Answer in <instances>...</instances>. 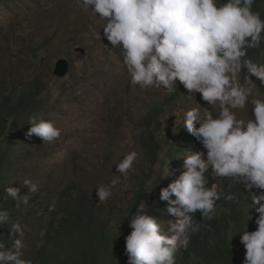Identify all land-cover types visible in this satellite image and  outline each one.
<instances>
[{"label":"clouds","instance_id":"9594fccd","mask_svg":"<svg viewBox=\"0 0 264 264\" xmlns=\"http://www.w3.org/2000/svg\"><path fill=\"white\" fill-rule=\"evenodd\" d=\"M75 3L103 22L99 29L109 42L105 46L119 51L131 86L168 94L182 86L187 98L197 101L199 94L205 108L211 109L203 113L199 107L173 110L176 119L180 112L182 128L201 147L184 152L183 170L159 191V201L166 202V213L173 217L166 227L148 211L144 199L127 218L126 264H176L177 255L189 248L192 236L209 228L205 222L216 216L218 202L239 206L241 193L250 194L252 201L247 203L246 228L239 232L242 264H264V98L253 93V87H258L254 79L264 86V62L248 57L250 49L264 44V16L254 9L256 0ZM238 111H245L248 118H238ZM28 123L26 136H36L43 144H53L61 137V129L51 120L30 116ZM138 160L137 151L128 152L114 164L116 172L127 177ZM209 178L229 181L227 190L219 183L209 186ZM118 183L112 179L95 189L99 204L113 197ZM22 185L29 193L39 191L30 178ZM234 185L239 186L237 191H233ZM4 191L17 206L28 203V195L21 197L19 188L8 186ZM198 211L200 220L195 219ZM8 220L9 213L0 210V224ZM249 220L255 225L253 230L247 227ZM14 234L18 238L11 248L5 249L0 242V264H32L22 258L24 243L19 237L24 230L19 222L11 224L10 236ZM229 236L232 241L231 232Z\"/></svg>","mask_w":264,"mask_h":264},{"label":"trees","instance_id":"16d2710c","mask_svg":"<svg viewBox=\"0 0 264 264\" xmlns=\"http://www.w3.org/2000/svg\"><path fill=\"white\" fill-rule=\"evenodd\" d=\"M254 9L264 16V0H256ZM48 42L49 39L40 41L30 49V54L38 58ZM248 57L257 62L264 59V44L259 49H250ZM17 73L6 77L0 86V210L9 213L8 222L0 224V242L5 243V249L11 248L18 236H10V227L19 222L24 230L23 237H19L24 243L22 258L32 264H126L124 236L130 232L127 218L144 199L148 211L163 224L166 202L159 201V191L170 183L172 171L177 167L181 170L182 155L195 143L192 139L184 142L181 139L184 132L180 127L173 130L170 122L165 128L166 135L157 133V128L172 118L169 110L173 104L182 102L185 90L177 87L169 96L152 102L140 120L145 153L163 169L169 167L170 175L161 174L153 183L137 178L132 194H113L109 201L99 204L95 189L104 184L103 173L85 172L77 160L71 164L69 173L57 165L47 168L44 160L52 156L54 145L43 144L36 136H26L30 116L49 120L47 113L51 111L48 109L52 99L48 83L40 74L25 80L22 73L15 77ZM36 156L43 160L32 161ZM25 178L38 184L37 193H29L22 185ZM212 183L227 190L229 181L209 178V186ZM8 186L19 188L21 197L28 195V203L17 206V201L4 191ZM238 188L234 185L233 191ZM249 195L240 194L239 206L218 202L216 216L205 222L209 228L192 236L189 248L177 255L176 264H242L244 250L239 244V232L246 228L247 203H252ZM251 214L249 209L248 215ZM195 219H201L199 211ZM247 227L253 230L255 225L249 220ZM230 232L234 236L232 241Z\"/></svg>","mask_w":264,"mask_h":264},{"label":"rangeland","instance_id":"374dc122","mask_svg":"<svg viewBox=\"0 0 264 264\" xmlns=\"http://www.w3.org/2000/svg\"><path fill=\"white\" fill-rule=\"evenodd\" d=\"M102 23L77 7L75 0H0V86L6 77L18 71L15 77L22 73L25 80L40 74L48 83L52 99L48 118L62 131L53 143L52 156L44 160L48 163L45 166L52 169L57 165L69 173L71 164L77 160L83 171L103 173L104 184L118 179L113 194L130 195L137 178L153 183L157 176L168 174V169L153 163L145 153L140 120L149 104L170 94L130 85L119 51L105 46L109 42L99 29ZM44 39H49L48 47L34 58L30 49ZM61 58L69 63L65 77L54 74ZM254 82L258 86L253 87L254 95L264 98V86L256 79ZM186 97L172 105L169 110L172 118L164 121L157 133L166 135L165 128L170 122L173 130L180 127L184 132L181 138L184 142L194 140L182 128L180 112L177 111L176 119L173 110L199 107L203 113L211 109L205 108L207 105L199 94L197 101L195 97ZM237 116L248 118L245 111H238ZM157 121L161 122L158 118ZM194 142L188 152L200 149ZM133 150L139 153L138 162L127 177L119 175L114 164ZM40 157L32 161L43 160ZM182 169L172 171L170 182ZM166 207L167 204L162 213L165 227L167 220L173 219L166 213Z\"/></svg>","mask_w":264,"mask_h":264},{"label":"water","instance_id":"95a60500","mask_svg":"<svg viewBox=\"0 0 264 264\" xmlns=\"http://www.w3.org/2000/svg\"><path fill=\"white\" fill-rule=\"evenodd\" d=\"M69 72V63L66 59H60L56 63L54 74L58 77H65Z\"/></svg>","mask_w":264,"mask_h":264}]
</instances>
